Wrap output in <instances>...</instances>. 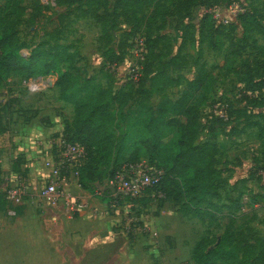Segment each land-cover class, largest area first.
Instances as JSON below:
<instances>
[{
    "label": "rangeland",
    "instance_id": "374dc122",
    "mask_svg": "<svg viewBox=\"0 0 264 264\" xmlns=\"http://www.w3.org/2000/svg\"><path fill=\"white\" fill-rule=\"evenodd\" d=\"M6 1L0 0V13ZM118 1L123 0H106L107 5L99 9V14L92 8L86 14L85 0L74 3L71 0H23L25 13L17 30L23 45L21 53L26 59L45 41L48 43L43 44L42 49L55 51L60 45H70V52L80 53L73 67L68 63L61 64L62 72L69 71L73 75V83L70 82L68 87L63 88L57 83L58 74L44 76L51 78L48 82L52 85L38 91L37 95L43 101H39L38 106L50 105L63 116V123L72 122L76 103L92 88L109 85L133 88L126 118L112 126L116 137L128 141L135 133L147 132L143 122L151 114L149 107L157 109L167 99L177 100L188 80L197 77L202 66L217 65L212 90L199 110L201 140L212 137L215 131L219 133L220 143L214 179H211V194L214 195L210 194L209 202L203 205L208 211L185 214L181 208L183 204L173 200L167 201L162 208L157 207L156 201L146 205L129 199L112 202L107 207L108 212L117 217L113 240H106L104 233L101 239L88 235L86 241L70 240L63 235L61 249L56 251L55 242L44 235L37 247L31 246L30 236L23 235L18 241L20 250L15 262L198 264L192 258L197 244L202 242L203 250L209 251L222 240L233 245L254 242L261 250L264 248V116L263 110L252 100L259 95L258 81L264 75V0L201 1L192 8L182 9L170 0H156L163 6L161 14H153L154 20L150 19L152 13L144 6H136L131 10L130 18H126L122 15V4L117 7ZM188 11L192 19L186 17ZM245 11H252L262 28L244 31L228 27ZM206 16L205 33H200V23ZM53 19L59 20L61 31L53 37L45 36ZM211 32L212 42H209L211 36L207 33ZM139 36L147 39V48L142 55L134 48V41ZM121 54L124 58L117 63ZM171 59L173 63L168 62ZM148 65L178 82L166 85L161 76L155 86L148 80L142 90L139 89L141 75ZM133 70L139 74L132 82L129 75ZM25 78L20 73L0 75V145L4 146L5 152H9L12 138L9 119H14L16 112L28 118L39 109L31 108V105L25 109L16 101L20 99L17 95L28 96L30 93L24 80H30L27 81L29 84L36 82L33 77ZM43 82L46 81L41 84ZM219 111L229 117L222 120L224 123L217 120ZM9 112L13 113L11 118L7 116ZM162 133L166 146L178 138L173 126ZM131 152L132 148L122 151L115 164L110 159H103L102 173L108 178L120 161L131 158ZM166 152L164 148L163 153ZM108 181L102 178V183L95 185L97 192H101L98 196L112 194ZM45 183L46 180L41 181L35 196V214H40L43 210L40 205L45 204L39 196ZM30 194L25 198H30ZM1 203L5 208L4 202ZM20 207L15 209L20 210ZM10 214L16 217V213ZM55 234L59 240L60 233ZM219 253H222L220 249ZM216 259L223 264L219 256Z\"/></svg>",
    "mask_w": 264,
    "mask_h": 264
},
{
    "label": "trees",
    "instance_id": "16d2710c",
    "mask_svg": "<svg viewBox=\"0 0 264 264\" xmlns=\"http://www.w3.org/2000/svg\"><path fill=\"white\" fill-rule=\"evenodd\" d=\"M85 1L87 8L84 13L86 14L90 13L88 11L90 8L99 14V9L107 5L106 0ZM170 1L177 3L179 9H182L192 8L201 1L208 2L212 0ZM71 2L74 3L76 0H71ZM119 4H122V15L126 18H130V12L136 6H144L152 13L151 20H154L153 14H161V7L163 6L162 2L156 0H123L117 2V7H121ZM5 11L7 13L2 17ZM24 13L23 0H7L5 8L1 10L0 75L20 73L26 76L25 79H28L58 74L57 83L63 88L68 87V85H71L70 82L73 83V75L69 71L62 72L61 64L68 63L70 67H73L76 59L80 57V53L76 50L70 52V45H60L59 49L55 51L42 49L43 44L48 43V41H45L33 52L29 59H26L21 53L23 45L17 30V25ZM98 16L102 18L101 15ZM186 17L192 19V14L189 12ZM207 18V16L204 17L200 23V33H205ZM237 19V22L230 23L228 27L240 28L244 31L258 27L262 28L252 11L240 13ZM51 25L52 29H47L45 36L53 37L60 33L59 20L53 19ZM224 26L219 25L218 27ZM212 35V32L207 33V36H211L209 42H212ZM152 52L151 49V54ZM123 58L124 56L121 54L117 59V63L122 62ZM168 62L173 63V60L171 59ZM108 64L112 65L111 62H108ZM217 68V65L202 66L198 76L188 80L180 98L177 100L167 99L157 109L149 107L151 114L143 122V127L147 132L135 133L133 139L128 141H125V139L122 141L121 137H116L112 126L119 120L126 118V107L133 97V88L109 85L107 87L92 88L88 91L76 103L75 118L72 122H65L63 131L69 139L81 143L87 151L86 161L79 172V185L83 189L97 194L95 182L106 177L100 166L102 160L110 159L115 164L119 160L122 151L132 148L131 158L120 161L114 167L108 176L110 180L114 178L115 173L125 163H139L142 159H147L148 163L164 172L161 183L149 189L143 197L135 199V202L142 201L146 205L156 201L157 207L162 208L167 201L173 200L183 204L181 208L185 214L192 212L206 213L208 209L203 205L209 202L212 188L211 181L214 179L213 175L218 160L220 143L218 141L219 133L215 131L212 137L201 140L199 110L212 90L215 81L214 72ZM164 73L162 71L155 72L148 65L145 67L143 75H141L138 88L142 90L148 80H151V86H155L161 76H163L166 85L178 82ZM130 81L133 82V80ZM258 83L257 91H259V95L255 96L252 101L255 102L257 108L263 110L264 116V75ZM249 97L251 98V96ZM217 120L224 123L222 121L224 119L219 115ZM172 126L176 128L178 138L174 143H169L170 146H166L162 140V132L165 128ZM2 130L3 132L6 131L5 129ZM164 148L167 149L166 153H163ZM160 193L163 194V197H159ZM152 194H155V197ZM211 195H214V193ZM100 197L107 204H110L111 196L104 193ZM1 202L3 201L0 200V205ZM217 245L215 249L205 251L203 250V243H198L192 253L193 260L198 264H220L216 259V256H219L223 260V264H264V248L259 250L258 245L254 242L248 241L233 245V243H226L222 240ZM219 249L222 251L221 254Z\"/></svg>",
    "mask_w": 264,
    "mask_h": 264
},
{
    "label": "crops",
    "instance_id": "0c3cea01",
    "mask_svg": "<svg viewBox=\"0 0 264 264\" xmlns=\"http://www.w3.org/2000/svg\"><path fill=\"white\" fill-rule=\"evenodd\" d=\"M30 93L28 96L17 95L20 99L16 101L25 109L28 108L27 105H31V108H39L38 111L28 118L14 113L15 118L9 119V125L13 128L9 152H5L4 146L0 145V162L4 176L9 178L22 173L28 177L27 194L31 192L30 198H25L22 203H10L3 195L8 181L3 180L1 183L0 200L4 202L5 208L0 205V264H11V261L12 264H17L15 261L18 260L20 250L18 241L23 235L30 236L31 246L36 247L44 235L55 242L56 251L61 249L63 235L70 240L78 238L85 241L90 237L88 235L100 236L98 239H101L103 233L106 234V240L114 238L113 229L117 217L108 212L107 203L98 194L83 189L71 176L67 179L65 189L72 200L80 203L79 210H69L64 202L58 205L45 203L40 205L42 212L35 214V196L39 192L41 181H45L48 176L45 160L52 149L53 138L64 131L65 123L62 121L63 116L57 114L56 108L50 105L38 106L43 102L40 101L38 92ZM12 115V112L7 114L9 118ZM105 178L110 182L109 178ZM101 183L97 181L95 185ZM18 205H21L20 210L15 209ZM13 210L16 217L10 214ZM55 232L60 233L62 238L56 239Z\"/></svg>",
    "mask_w": 264,
    "mask_h": 264
},
{
    "label": "built area",
    "instance_id": "2783aa9c",
    "mask_svg": "<svg viewBox=\"0 0 264 264\" xmlns=\"http://www.w3.org/2000/svg\"><path fill=\"white\" fill-rule=\"evenodd\" d=\"M134 48L141 55L146 51L145 40L142 37H137L134 41ZM139 71L130 74V80L136 81ZM35 83H28L24 80V86L30 92H38L44 87L51 86L48 82L51 78L42 76L33 78ZM33 81V80H32ZM42 81L43 82L41 84ZM218 115L227 120L228 117L223 111H219ZM87 151L85 147L79 143L69 139L63 132L57 135L52 140V149L45 160V166L48 169L46 183L39 194L42 201L50 205H58L61 202L67 204L68 209L72 211L79 210L80 203L72 200V197L67 193L65 184L69 176L78 182L79 172L82 165L85 163ZM164 172L157 169L147 161L139 163H125L119 169L114 178L109 182L113 192L110 194L112 202L120 200H132L143 197L149 189L158 186L163 179ZM3 180L8 181V185L4 189L5 199L10 203L20 204L25 199L28 193V177L22 173L6 178L3 169L0 166V191ZM101 192H97V194ZM155 197V194H152ZM159 197H163L160 193ZM10 213L15 214V211Z\"/></svg>",
    "mask_w": 264,
    "mask_h": 264
}]
</instances>
